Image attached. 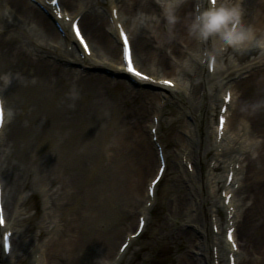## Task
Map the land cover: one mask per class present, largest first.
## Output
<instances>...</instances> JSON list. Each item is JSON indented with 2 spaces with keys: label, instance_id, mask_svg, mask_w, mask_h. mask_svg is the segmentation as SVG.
<instances>
[{
  "label": "bare ground",
  "instance_id": "obj_1",
  "mask_svg": "<svg viewBox=\"0 0 264 264\" xmlns=\"http://www.w3.org/2000/svg\"><path fill=\"white\" fill-rule=\"evenodd\" d=\"M201 2L202 0H60L64 17L59 19L48 0H0V77H7L8 80L5 83L0 79V95L5 108L0 140L11 119L8 110L18 109L25 98L33 100L32 111L39 118V147L53 150L52 154L44 157L46 169H42L43 174L38 175L39 192L46 199L47 212H52L49 218L54 217L53 210L57 208L58 200L66 204L65 206L63 203L62 213L67 208L70 212L64 229L56 230V236L50 238L46 245L37 244L33 248V264H88L83 262V253L92 244L105 250L106 243L112 237L114 239L117 232L112 230L109 232L110 236H107L97 231L96 236L91 238L88 229L102 215L112 211L117 200H112L113 203L108 205L111 199L119 197V203L130 195L128 206L138 208L140 215L146 214L148 224L151 208L156 202L150 208L143 206L142 202L147 197L148 200L152 199L149 184L161 163L151 128L158 127L157 140L161 141L163 117L167 113L174 116L169 117L167 122L171 140L162 144L164 157L170 168L176 165L179 172L175 183L169 187V194L175 198L176 207L168 212L173 216L174 223H178V218L185 215L184 221L187 222L184 225L195 228L197 233L184 234L190 241H195L194 235L204 237L196 240L197 254H193L188 246L177 264H213L209 259L210 235L207 223L199 218L200 210L209 202V196L199 193V198L196 192L201 187L200 181L190 180L200 174L199 163L215 146L218 150L215 154L217 157L229 156L220 159V163L224 162L227 167V174L219 176L225 177L223 186L227 188V193L235 190L230 203L225 204V197L218 194L221 182L217 177L207 181L209 195L213 200L212 211L216 217L213 225L219 222V232L221 229L224 233L223 238L216 237L220 242L217 259L223 260L222 264L230 262L229 254L233 249L226 239L227 228L224 224L227 221L229 225L230 220H234L238 224L234 238L239 247L234 251L235 263L264 264V50L253 48L240 53L229 49L237 57L230 60L225 58L228 51L210 55L211 42L202 43L188 31V25ZM165 4L175 6L174 23H169L167 19ZM241 4L244 9L243 22L253 25L259 33L264 34V0H241ZM115 8L117 17L113 12ZM65 15L71 16L70 22L65 19ZM77 16H81L80 27L92 49L90 56L84 53L72 32V20ZM118 22L122 23L129 34L136 66L148 71L155 82L140 81L126 72ZM128 23L133 26L132 30ZM68 25L71 33L67 29ZM60 27L66 31L65 39H62ZM213 56L215 64L211 71L209 62ZM204 59H207L206 65L203 63ZM142 62L150 65H142ZM87 69H107L124 78L112 81L103 73ZM168 72L175 73L173 78L166 76ZM163 79L174 80L175 87L160 83ZM181 83H186L187 88L179 87ZM135 84L151 86L157 91L140 89ZM117 85L122 87L116 90L114 87ZM219 88L225 89L220 92ZM229 89H232L233 94L227 111L229 119L225 124L224 135L219 139L217 121L213 123V116L215 112L219 114L223 97ZM235 89H238L239 96ZM235 99H238V104L231 117ZM170 104L176 105L178 110L165 111L164 107ZM20 111L15 110L13 113L16 115L12 120L15 142L23 129L19 121ZM108 113L130 123L134 135L133 145L124 152L129 154L130 150L133 151V156L137 159L138 174H155L146 182L147 196L142 184H133L126 194L125 191H119L118 196L112 194L113 198L109 196L108 200H105V181L99 188L89 189L86 186L89 177L86 159L91 140L87 130L93 127L95 130L94 120H104ZM187 116H191L195 123L187 120ZM156 117L158 122L155 121ZM169 145L177 148V154L167 149ZM243 152L247 154L248 163L242 165L241 170L246 169V173L241 177L236 165L231 166L233 161L235 164L240 161L237 153L241 155ZM1 157L0 153V183L6 226L0 227V264H14L10 259L7 261L2 249V233L6 229L13 230L9 255H13L16 264L26 256L27 240L32 237L18 226L32 215L27 209H23V205L35 195L37 189L33 185L32 189L24 191L23 178L18 182L19 179L14 174V169L18 167L17 160L7 156L3 171ZM184 158L187 160L185 167ZM192 162L194 174L188 168V163ZM98 164L102 166L103 162ZM100 165L95 169L96 176H103ZM55 170L58 175H50ZM231 170H234V179L227 186ZM181 179L189 180L190 187L185 189L178 183ZM55 182L59 183L61 194L54 190ZM237 182L240 185L235 189ZM237 196L243 200L242 204L237 201ZM221 210L225 213L224 219L217 216ZM231 214L233 215L229 217ZM140 215L137 217L136 230ZM51 225L52 222L46 228ZM165 226L162 224V228ZM176 228H172L169 234L183 235V224ZM258 230L260 235L257 237ZM126 232L123 231L119 238L121 244L117 243V255L127 239ZM33 237L35 240L39 238ZM18 243L26 247L23 255L17 253L20 250ZM114 250L108 253L109 262L106 264H110V260L113 263ZM104 262L101 264H105Z\"/></svg>",
  "mask_w": 264,
  "mask_h": 264
},
{
  "label": "rangeland",
  "instance_id": "obj_2",
  "mask_svg": "<svg viewBox=\"0 0 264 264\" xmlns=\"http://www.w3.org/2000/svg\"><path fill=\"white\" fill-rule=\"evenodd\" d=\"M131 30L133 29V26L131 23H128ZM226 53L229 60L234 57V53H232L230 50H227ZM250 54V53H249ZM233 55V56H232ZM226 61V59H225ZM237 61V60H236ZM142 65L148 66L150 63L142 62ZM223 65L225 66L224 62ZM90 71H98L100 73H103L110 77L112 80L122 79L121 76L111 73V71L106 69H89ZM175 74V73H174ZM172 73L168 72L166 73V76L169 78L172 77ZM178 75V74H177ZM179 76V75H178ZM180 77V76H179ZM122 86H115L114 89L119 90ZM153 90V89H150ZM157 91V90H156ZM237 92V95L239 96L238 89H235ZM29 100V101H28ZM234 103V109L233 113L236 109V106L238 104V99ZM202 105V104H201ZM33 106V100L25 98V100L22 101L19 108H14L12 110V113L15 112V110L20 111L21 115L19 118V121H21L23 129L21 130L20 135L18 136V139L14 138L13 134V119L16 117V115L12 114L10 116L11 119L10 122L7 124V128L5 130L4 135L2 136V145L3 148L1 150V161L3 163V171L5 169L4 159H6L7 156H11L13 160H17L18 167L16 170L14 169V174L16 175V178L19 179L18 182H20L21 177L24 180L23 190L26 191L28 189H32L33 185H36L37 192H35V195L26 201V203L23 205V209H27L29 213H32L30 216L31 218L28 219L26 217L18 226L21 227V229H24L26 231V234L32 237H29L27 240V253L26 256H24L23 260L20 261L18 264H32V256H33V248L37 246V244H47L48 240L52 237L56 236V230L59 231L60 229H64L66 227L65 223H67L68 219V213L69 209H65L62 213L61 208L65 204L61 200L56 201L57 202V208L54 209L55 215L54 217L49 218L52 215L51 211L46 210L45 206V198L43 197V194L39 192L38 188V175L40 173L43 174L42 169H46V165L44 163V157L48 154H52L53 150L51 148L46 147L45 149H42V147H39V143L41 142L39 134H38V121L39 118H37L36 114L32 111ZM165 111L169 110H178L177 106L170 104L167 107H164ZM34 113V114H33ZM174 115H170L167 113L163 117V126L161 131V141L162 144L168 143L170 139V132H168L167 129V122L169 117H173ZM97 117V116H96ZM95 117V118H96ZM104 120H100V118H96L94 120L96 125L95 130L93 128H90L91 125L89 123L87 130V135L89 138L91 137V140L88 144V158L87 161V173L89 175L88 182L86 183V186L90 189L93 187L99 188V186L104 185V181L106 184L105 189L107 190L106 198L105 200H108V197H112V194H116L118 196V192L125 191V194L132 189L133 184L141 185L144 188V193L146 192V182L149 181L154 175L152 172L143 174H138L136 167H137V159L135 156H133V151L130 150L129 154L125 153V149L127 147L131 148L133 145V138L134 135H132L130 123L125 122L123 120H120L117 117H113L111 113H108L104 116ZM187 120L194 123V120L191 118V116H187ZM216 115H214L213 123H215ZM234 120V118H233ZM99 128V129H97ZM178 130L180 132V128L178 127ZM149 132V129H147V133ZM7 134V136H6ZM256 139V138H255ZM259 139V138H258ZM50 147V146H49ZM170 152L173 154H177L178 151H176L177 148H173L172 145H169L167 148ZM254 150L255 147H252ZM3 153V154H2ZM217 153V150H213L210 152L207 157L203 159L202 162L199 163L200 166V174L197 176H193L190 180L191 181H200L201 187L199 188V192H196L198 195L199 193L205 194V196H209V202H207V205L203 207L200 210L199 218L201 221L207 223L206 228L209 231V252H210V258H212V247L215 245V241H213V231H212V206H213V200L211 199V196L209 195V186L207 185V181H210L212 177H217V179L221 182V186L218 189V194H220V190L222 188L223 182L225 177H219L221 175L226 174V165L224 162L220 163L223 157L226 159L229 156L221 155L217 157L215 154ZM244 155H241V161L238 163L239 167H242V165H246L248 162L246 161L247 154L241 153ZM256 155V153L254 152ZM87 156V155H85ZM245 159V162H244ZM102 161V166L98 164V162ZM185 161V160H184ZM99 165L101 166L103 176H96L95 169L99 168ZM175 170H173V168ZM185 167V162H184ZM249 169V167H248ZM53 172V171H52ZM50 172V175L53 174L55 176L58 175V172L55 170L53 173ZM178 170H176V165H173L168 167L166 175L164 177V180L159 185V189L157 191V199L156 204L151 209V219L149 220V223L147 225V228L145 231L141 234V236L128 248L127 252L123 256V258L119 259L118 261L115 260L116 254H117V248L119 247L118 244L122 241L119 240L121 235L123 234V231H127V233H131L136 228V221L137 217L139 216L140 212L138 208L134 209L133 207L128 206L127 202L130 198V195L124 197L123 201H119L118 198H114L109 200L108 205H110V202L113 203L112 200H117V203L115 207L112 209V211H108V213L102 215V218L98 220V222L95 223L93 227H89L88 234L89 236L95 237L97 234V231L102 232L103 235H109L110 231L117 232L116 237H112V240H108V242L105 245V250L96 245H91L90 248H88L83 253V262L86 261L88 264H101L104 262L105 264L109 262V252H113V257L110 264H177L179 261V257L182 255L184 250L190 246V250H193V254H196L197 246H196V240L199 238L202 240L204 239L203 235H197L193 236L195 237V241H190L186 235V233H195L196 230L192 225H184V216L182 215L180 218H178V223H174L175 221L172 219L171 215L169 213L173 211L176 207L175 198L171 197L169 194V187L173 183H175L177 177H178ZM244 174H241L243 176ZM123 176V183L121 184V177ZM60 177V175H59ZM210 179V180H209ZM186 181V182H185ZM178 182V181H177ZM23 183V182H21ZM120 183V187H119ZM185 189L190 187L189 180L181 179L180 182ZM17 184V183H15ZM61 184V183H60ZM59 183L55 182L53 188L56 191H59ZM64 187V186H63ZM105 190V191H106ZM22 192V191H21ZM20 192V193H21ZM61 192V190L58 192V194ZM188 192V191H187ZM61 194V193H60ZM145 194V195H146ZM20 195V194H19ZM199 198L200 195H199ZM237 201L239 204H242L243 200L240 199V196H237ZM239 198V199H238ZM148 198H145L142 202L143 206L147 204ZM64 203V204H63ZM248 203V202H247ZM253 202H250L252 204ZM66 206V204H65ZM114 206V205H113ZM106 211V210H105ZM133 211V212H132ZM170 211V212H168ZM128 213V214H127ZM62 214H64V217H62ZM168 214V215H167ZM198 215V213H197ZM220 215L222 218H225L224 212L220 211ZM215 217V216H214ZM48 220H51L52 225L49 226V228H46L47 225H50L48 223ZM183 224L184 228H182L183 235L176 236V234H169L172 228H176L177 225ZM57 224V225H56ZM162 224H165V228H162ZM56 225V226H55ZM176 225V227H175ZM28 227V229H26ZM177 229V228H176ZM238 229V228H237ZM28 230V232H27ZM91 231V232H90ZM197 233V232H196ZM260 235V231L256 232V236L258 237ZM38 236V240H35V237ZM39 241V242H37ZM43 243V244H42ZM118 243V244H117ZM193 243V244H192ZM18 243L17 247L20 249V252H23L21 255L24 254V250L26 247L21 244V246ZM120 245V244H119ZM217 245V244H216ZM47 247V246H46ZM114 248V249H113ZM22 250V251H21ZM108 251V252H107ZM191 252V251H190ZM18 253V252H17ZM167 253V255H166ZM259 254H255L257 256ZM242 258V256H241ZM104 259V260H103ZM163 259V260H162ZM217 261V260H216ZM191 264H193L191 262Z\"/></svg>",
  "mask_w": 264,
  "mask_h": 264
},
{
  "label": "clouds",
  "instance_id": "obj_3",
  "mask_svg": "<svg viewBox=\"0 0 264 264\" xmlns=\"http://www.w3.org/2000/svg\"><path fill=\"white\" fill-rule=\"evenodd\" d=\"M165 14L169 23L175 22V6L165 4ZM244 9L241 0H202L198 5L188 31L192 37L202 43L211 42L210 55H219L229 49L246 52L249 49L264 50V34L250 24L243 22ZM5 83L7 77H0ZM182 89L186 83L179 84ZM12 115V110H8Z\"/></svg>",
  "mask_w": 264,
  "mask_h": 264
},
{
  "label": "snow or ice",
  "instance_id": "obj_4",
  "mask_svg": "<svg viewBox=\"0 0 264 264\" xmlns=\"http://www.w3.org/2000/svg\"><path fill=\"white\" fill-rule=\"evenodd\" d=\"M52 2L54 4H56V3H59V0H52ZM212 2L215 3L216 0H212ZM73 28H74V31H75L76 38L83 45V49L85 51H87L89 55H91V50H90L89 44L87 43V41L85 39V36L82 34V30H81V28L79 26V21H77L73 25ZM120 29H121L120 34L123 37V42H124L123 56H124V59L126 60V62L128 64V70L130 72H132L135 76L140 77L141 79L150 80L151 77L145 75L144 73H142L140 71H137L136 68L133 66L132 47H131L128 35H127V33H125L123 31V27L122 26H120ZM160 83H162V84H164V85H166L168 87H175V82L173 80L165 79V80L160 81ZM225 98L227 100L231 101V98H232L231 97V93H229ZM224 111H227V109L225 108ZM4 121H5L4 104H3V101L0 100V128L3 127ZM224 123H225V117H220V130H221V133L223 132ZM2 211H3V209H2V207H0V213H2ZM3 222H4L3 218H2V216H0V223H3ZM234 231H235L234 229L229 230L228 233H227V237H228V239L230 241H232V246L233 247H238L236 245V243H235V239H234V236H233V232Z\"/></svg>",
  "mask_w": 264,
  "mask_h": 264
}]
</instances>
